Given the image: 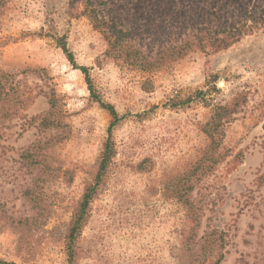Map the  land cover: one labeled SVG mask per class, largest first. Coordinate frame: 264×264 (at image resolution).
Listing matches in <instances>:
<instances>
[{"label": "rangeland", "instance_id": "obj_1", "mask_svg": "<svg viewBox=\"0 0 264 264\" xmlns=\"http://www.w3.org/2000/svg\"><path fill=\"white\" fill-rule=\"evenodd\" d=\"M89 1L149 53L180 44L202 26L255 28L228 50L193 52L144 73L106 55L103 35L83 15L86 0H8L0 9V72L14 75L21 104L0 137V259L68 264L73 210L98 173L111 118L91 98L64 43L77 66L90 69L102 100L124 118L112 135L116 155L77 240L76 264H192L198 258L184 251L185 212L163 184L204 153L209 141L201 126L213 105L241 92L247 103L225 127L226 160L193 194L212 202L198 236L223 233L221 264H264V0ZM51 91L68 126L62 141L53 139L56 129L41 126ZM40 141H50L47 165L31 172L22 154ZM35 178L38 214L26 197ZM200 252L204 264L215 257Z\"/></svg>", "mask_w": 264, "mask_h": 264}, {"label": "trees", "instance_id": "obj_2", "mask_svg": "<svg viewBox=\"0 0 264 264\" xmlns=\"http://www.w3.org/2000/svg\"><path fill=\"white\" fill-rule=\"evenodd\" d=\"M7 1L0 0V9L6 5ZM83 15L90 20L94 29L103 35L104 40L108 44L106 52L108 57L118 63L127 64L133 69L144 73L170 65L193 52L219 53L228 50L244 36L251 35L255 28L254 25H247L246 23H240L238 26L223 30L202 26L198 28L195 34L191 35V38L182 40L180 44H174L164 49H158L155 53H149L143 50L137 44L135 38L129 32L122 30L113 19L101 17L93 7V3L89 0H86ZM250 18L256 20L257 15H251ZM61 48L73 67L80 70L85 76L93 101L99 103L109 113L111 118L107 130L108 137L104 141L103 151L99 161L97 176L94 182L85 188L84 194L75 206L67 233L66 247L68 264H76L78 256V249L76 247L77 240L89 217L91 204L97 196L103 179L108 173L113 158L116 155L112 135L115 128L124 118L119 115L113 105L105 103L97 93L90 75V69L77 66L73 54L64 43L61 44ZM214 89L216 90V88ZM48 100L49 110L43 115L41 126L46 130H57L53 138L55 141L65 140L68 137V126L62 121V110L59 106V99L54 91H51ZM186 103H190V100ZM246 103L247 96L244 92H241L225 104L213 105L209 118L201 126L203 134L209 141L204 153L188 169L163 184V190L170 192V199L180 205L185 212V219L182 225V236L184 240L182 244L184 245V251L190 254V258L194 256L196 258L198 257L192 264H204L205 258H203L204 261H200L202 259L199 254L200 251L205 253L207 257L210 254L212 256L215 255V257L211 258L210 264H221L224 258V235L222 232L217 229L206 230L201 237L198 236V230L205 216V208L212 202L208 200L209 196L205 194L199 200L194 198L193 194L208 176L212 175L226 160L227 153L222 151L225 127L235 119L234 116L240 112L242 106ZM20 104L19 87L15 83L14 75L7 72H0V137L2 130L6 129V123L8 121L11 122L18 115ZM49 142H37L22 154L23 163L27 165V168L31 172H34L35 167L39 164H43L46 167L47 164L44 161L47 154H45L44 150ZM38 190H40V185L35 178L31 188L27 190L26 197L33 204L36 213L37 211L39 213L41 212L37 201ZM0 264L15 263L0 259Z\"/></svg>", "mask_w": 264, "mask_h": 264}]
</instances>
